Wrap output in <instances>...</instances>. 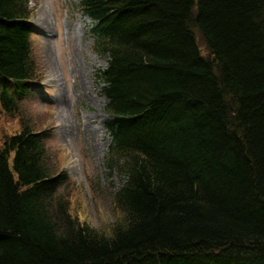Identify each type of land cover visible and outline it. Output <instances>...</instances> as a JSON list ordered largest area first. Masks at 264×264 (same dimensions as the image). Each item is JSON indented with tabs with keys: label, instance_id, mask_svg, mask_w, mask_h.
Returning <instances> with one entry per match:
<instances>
[{
	"label": "trees",
	"instance_id": "obj_1",
	"mask_svg": "<svg viewBox=\"0 0 264 264\" xmlns=\"http://www.w3.org/2000/svg\"><path fill=\"white\" fill-rule=\"evenodd\" d=\"M35 0H0V264H264V0H80L107 56L122 212L70 215L73 183L29 117Z\"/></svg>",
	"mask_w": 264,
	"mask_h": 264
},
{
	"label": "rangeland",
	"instance_id": "obj_2",
	"mask_svg": "<svg viewBox=\"0 0 264 264\" xmlns=\"http://www.w3.org/2000/svg\"><path fill=\"white\" fill-rule=\"evenodd\" d=\"M80 0H35L31 24L32 54L41 68L42 82L30 95L29 117L40 130L50 131L54 165L73 183L65 198L70 215L99 232L108 231L122 212L113 193L125 177L106 164L111 136L104 84L96 73L107 68V56L95 49L94 23L84 16ZM46 10L49 21L37 19ZM18 119L0 116V147L4 137L18 132ZM104 128V130H103ZM106 149V150H104ZM123 180V181H122Z\"/></svg>",
	"mask_w": 264,
	"mask_h": 264
},
{
	"label": "bare ground",
	"instance_id": "obj_3",
	"mask_svg": "<svg viewBox=\"0 0 264 264\" xmlns=\"http://www.w3.org/2000/svg\"><path fill=\"white\" fill-rule=\"evenodd\" d=\"M40 17L37 19V25H38V22L42 25V26H44V25H46L47 23H48V21H49V16H48V13H47V11L46 10H41V12H40V15H39ZM88 22L90 21L89 19H86ZM103 130H104V128H103ZM104 150H106V149H104Z\"/></svg>",
	"mask_w": 264,
	"mask_h": 264
}]
</instances>
